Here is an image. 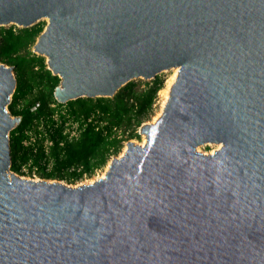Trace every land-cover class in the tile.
<instances>
[{
    "label": "water",
    "instance_id": "1",
    "mask_svg": "<svg viewBox=\"0 0 264 264\" xmlns=\"http://www.w3.org/2000/svg\"><path fill=\"white\" fill-rule=\"evenodd\" d=\"M44 21L61 105L178 78L146 144L71 188L11 172L0 64V264H264V0H0V30Z\"/></svg>",
    "mask_w": 264,
    "mask_h": 264
},
{
    "label": "trees",
    "instance_id": "2",
    "mask_svg": "<svg viewBox=\"0 0 264 264\" xmlns=\"http://www.w3.org/2000/svg\"><path fill=\"white\" fill-rule=\"evenodd\" d=\"M43 32L42 26L0 30V61L13 69L17 84L8 111L21 118L10 134L11 172L24 174L22 168L30 166V172L37 168L43 179L78 182L104 168L121 151L126 136L128 140L140 138L137 132L153 113L163 82L157 78L142 90L130 83L113 99H82L64 107L54 97L60 78L48 70L45 58L32 53ZM62 108L81 125L94 119L78 140L64 135L66 118L61 116L59 125L53 120ZM95 122L102 127L98 129ZM31 138L35 143L26 145ZM47 139L53 142L48 149L44 146Z\"/></svg>",
    "mask_w": 264,
    "mask_h": 264
},
{
    "label": "rangeland",
    "instance_id": "3",
    "mask_svg": "<svg viewBox=\"0 0 264 264\" xmlns=\"http://www.w3.org/2000/svg\"><path fill=\"white\" fill-rule=\"evenodd\" d=\"M47 24H48V22L47 21H44V22L40 23L39 25H37V27L42 26L44 28V30H45ZM33 52H34V48L32 49V53ZM45 60H46V64H47V59L45 58ZM0 64L5 65L1 61H0ZM5 66L8 67V68H11V67H9L7 65H5ZM173 74H174V71L171 72V73L162 74V75H160L158 77V79L163 82V89L158 93V98H157L156 104L154 106L153 113L151 114V116L148 119H146L144 121L143 125L153 124V123L156 122L155 120H158L159 117L161 116V114H162V112H163V110L165 108V107H163L164 102H165V97H164V93L163 92H164V90L167 89L168 83L171 80ZM135 84H136V88L138 90H142V89L148 88L146 86L147 82L142 81V80H137L135 82ZM12 99H13V97H12ZM162 107H163V109H162ZM140 130H141V128L137 132L138 135L140 136L139 139L128 140V139H126L127 138V136H126L125 140L122 143L121 151L117 155H113L111 157V159L109 160L108 164L104 168H102L100 170H97L91 177H84L83 179H81L78 182H69L67 180H64V181H60V180H47V179H43L39 174H36L35 177H33V175H30V173H28V174H20V175L17 174L16 176H18V177H20L22 179H25V180L45 181L47 183H59V184H62L64 186H68V187H71V188H76V187L81 186V185H87L91 181L92 182H95L96 180L101 179V178H103L105 176V174H106V172L108 170V167H109L111 161L113 159H118V158H121L123 156V154L125 153V150L127 148V144L128 143L131 142V143H134V144H137V145H142L144 143L145 138L140 134ZM217 150H218V146H204V147L198 148L197 151L200 154L211 155V154L215 153Z\"/></svg>",
    "mask_w": 264,
    "mask_h": 264
},
{
    "label": "built area",
    "instance_id": "4",
    "mask_svg": "<svg viewBox=\"0 0 264 264\" xmlns=\"http://www.w3.org/2000/svg\"><path fill=\"white\" fill-rule=\"evenodd\" d=\"M59 104V103H58ZM64 107H66V104L63 105ZM38 105L33 109V111H35L37 109ZM58 106L57 105H52V108L56 109ZM61 116H63L64 118L67 119V122L64 125V135L66 137H68L70 140H78L82 134V132L87 128V126L92 123L94 121L93 118L89 119L85 124L81 125L79 122H76V119L74 117L71 116V114H69V111L66 110L65 108H62L61 110H58L52 117L53 120L56 122L57 125H59L61 122ZM95 124L97 125V128L100 129L102 127V124H99L98 122H95ZM42 129V128H40ZM120 135V134H119ZM121 138V137H119ZM30 142L27 143L26 145H30L31 143H35V139L31 138L29 140ZM53 144L52 141H50L49 139H47L44 142V146L45 148H49L51 147ZM22 173L24 174H28L30 173V175H33V177H35L36 174H38L37 168H34L32 170V172H30V166H24L22 168Z\"/></svg>",
    "mask_w": 264,
    "mask_h": 264
},
{
    "label": "bare ground",
    "instance_id": "5",
    "mask_svg": "<svg viewBox=\"0 0 264 264\" xmlns=\"http://www.w3.org/2000/svg\"><path fill=\"white\" fill-rule=\"evenodd\" d=\"M177 78H178V69H175V70H174V74H173L171 80H170L169 83H168L167 89L164 90V92H163V93H164V97H165V102H164L163 107H165L166 103H167L168 100H169V97H170V93H171L172 87H173L174 84L176 83ZM163 107H162V109H163ZM157 119H158V118H157ZM155 121H157V120H155ZM145 144H146V139H145L144 143H143L141 146H144ZM220 147H221V146H218V150L220 149ZM126 150H127V148H126ZM126 150H125V152H126ZM103 178H104V177H103ZM92 183H94V182L91 181L89 184H92Z\"/></svg>",
    "mask_w": 264,
    "mask_h": 264
}]
</instances>
